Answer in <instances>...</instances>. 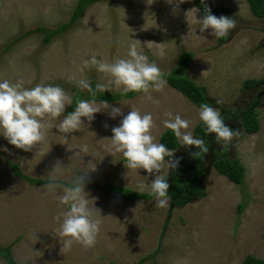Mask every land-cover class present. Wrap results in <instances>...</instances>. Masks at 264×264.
Returning <instances> with one entry per match:
<instances>
[{
  "label": "rangeland",
  "instance_id": "374dc122",
  "mask_svg": "<svg viewBox=\"0 0 264 264\" xmlns=\"http://www.w3.org/2000/svg\"><path fill=\"white\" fill-rule=\"evenodd\" d=\"M193 1L185 0L175 12V0L171 5L167 0H153L150 5L147 0L94 1L68 28L45 42V33L25 32L37 26L50 31L69 21L77 0H0V81L22 79L25 88L58 85L73 97L77 89L89 94L76 86L78 79L93 78L96 84L107 80L94 68L81 71L83 61L93 55L108 62L126 58L130 39L140 41L149 61L165 73L176 65L179 53L192 51L186 75L205 87L210 106L221 113L226 125L239 131L223 148L215 142L214 134L196 137L193 130L200 121V107L166 82L162 91L150 93L151 101L139 93L108 102L122 109L123 115L115 119L110 109H102L91 123L82 118L81 130L71 134L50 129L47 143L31 151L16 148L0 135V247L7 248L17 264H137L149 253L152 257L140 264H243L246 255L264 257V84L242 85L247 78H264V13L259 17L253 14L247 0H205L210 8L236 21L220 39L211 29L200 31L196 18L203 15ZM147 42L163 43V56H157ZM111 92L121 91L113 87ZM96 102L103 106V101ZM250 104L259 121L258 131L252 134L243 131L241 120L242 111ZM68 106L61 117L51 121L54 126L67 115ZM132 108L152 114L158 143L166 129L167 112L189 120L188 131L207 142L209 152L202 156L199 177L203 197L181 206L169 200L168 207L159 208L153 196L125 199L88 185L98 180L138 191L139 184H151L154 176L143 169L127 170L122 155L112 156L104 147L112 128L119 126ZM84 144L88 153L75 157ZM179 145L169 149L174 152L173 160L198 150ZM226 157L238 159L244 167L241 184L213 168L215 159ZM170 159L165 157L161 170L167 178L173 170L168 167ZM5 160L18 165L24 175L42 181L33 183L15 175ZM55 167L59 184L71 185L77 176L85 175V191L94 200L89 207L102 216L94 247L74 244L71 251L61 252L54 233L60 221L54 217L66 206L42 195ZM0 264L9 263L0 256Z\"/></svg>",
  "mask_w": 264,
  "mask_h": 264
},
{
  "label": "clouds",
  "instance_id": "9594fccd",
  "mask_svg": "<svg viewBox=\"0 0 264 264\" xmlns=\"http://www.w3.org/2000/svg\"><path fill=\"white\" fill-rule=\"evenodd\" d=\"M184 2L185 0H175L173 11L175 12ZM201 2L203 3V0ZM147 3L150 5L153 0H147ZM167 3L171 5L173 0H167ZM194 6H196L195 3ZM192 10L194 9L189 11ZM196 22L199 23L201 32L211 29V34L216 38L226 36L229 30L236 26V21L232 17L223 15L217 17L207 7L203 18H196ZM130 41L126 58H117L114 62H108L97 59L93 55L91 59L83 61L81 71L84 68H94L97 72L103 73L107 80L104 83H97L93 89L88 79H78L76 86L81 90H87L93 99L91 101L77 100L75 110L63 116L60 123L55 126L51 121L61 117L65 107L72 103V97L62 87L37 84L34 87L25 88V82L22 79L15 83L7 79L0 81V135H3L11 145L27 152L34 146L47 143V134L50 129L56 128L61 134H71L81 130L82 118L91 123L95 119V114L102 109H110L109 114L113 119L123 115L120 107L111 106L107 101L102 102V107L99 106L95 100L97 93L111 92L115 87L121 91L122 95L130 92L143 93L144 98L151 101L150 93L163 90L166 84L164 77L167 74L155 62L149 61L148 56L140 48V41L134 39ZM146 45L154 50L157 56H163V43L147 42ZM198 115L205 125V134H214L215 142L222 148L227 147L239 135L238 130L225 124L218 110L206 103L200 106ZM165 116L168 119L163 121L164 128L171 130L181 146H195L198 149L190 153L193 158L209 152L207 142L202 138H194L188 131L191 123L189 120L181 118L179 114L173 116L171 112L165 113ZM154 127L155 122L151 113L142 114L138 109L132 108L126 116H123L119 126L112 128V136L106 138L109 143L104 147L112 156L116 153L121 154L127 170L143 169L150 176H154L150 185L139 184L138 191L141 194L147 192L148 195L155 197L156 207L166 208L169 206L170 184L161 174V170L165 164V157H171L168 161L170 169H175L180 161L173 160L174 152L164 144L156 142L153 135ZM63 139L67 144L66 135H63ZM68 149L72 150L70 145ZM78 149L79 152L75 154V157H80L82 153L87 154L89 151L87 144ZM56 173L57 167L48 174L49 182L43 185L42 195L51 197L60 206H66L65 211L54 217L55 220L60 221L54 233L59 237L61 252L71 251L74 244H79L84 249L94 247L102 225V216L100 211L96 214L89 207L90 201L94 200L89 199L85 191V175L77 176L70 186H66L57 183Z\"/></svg>",
  "mask_w": 264,
  "mask_h": 264
},
{
  "label": "trees",
  "instance_id": "16d2710c",
  "mask_svg": "<svg viewBox=\"0 0 264 264\" xmlns=\"http://www.w3.org/2000/svg\"><path fill=\"white\" fill-rule=\"evenodd\" d=\"M94 1L99 0H77L75 9L73 10V13L70 17V20L58 25L57 27L53 28L52 30L48 31L43 26H37L34 29H28L25 34H30L33 31H40L45 33V36L43 40L45 42L49 41L52 35L56 32H60L65 30L70 26L72 21L77 18V16L82 12V10L89 4ZM197 7H199L201 14L205 15V8H210L209 5L205 0H203V3L201 0H194L193 1ZM249 7L251 8V11L256 16L263 15V2L264 0H247ZM211 9V13L213 15H216L217 17L223 15L225 17H229L228 15L215 11L214 9ZM220 39H223L221 37ZM193 53L192 51L184 50L176 58V65L171 68V70L166 73L167 75L164 77L167 84L170 87H173L174 89L178 90L182 94H184L192 103L196 104L197 106H201L202 104H208L210 106V103L206 100V93H205V87L200 86L196 84L187 74V68L192 60ZM264 78L261 77L259 79L254 78H247L243 82L244 88H252L256 85H262L264 84ZM91 85L93 89H95V79H90ZM89 93V92H88ZM139 93L130 92L127 95H122L121 92H109L105 91L104 93H97L95 100L96 101H107V102H114L124 97H132ZM92 100V95L85 94L83 95L79 89L75 91V94L72 97V103L69 105L66 109V113L69 114L75 110L77 100ZM255 103V102H254ZM257 111V110H256ZM242 124H243V131L246 133H255L259 129V121L257 118V114L255 112V107H253V104L248 105L246 109L242 111L241 116ZM205 125L199 121L195 126L193 133L196 137H203L205 134ZM160 143L164 144L168 149H174L177 148L179 145L178 140L174 136V134L171 132V130L165 129L164 132L159 137ZM202 156L193 158L190 154H185L181 157H178L180 161L179 165L170 171V178L165 177L169 184V192L168 195L170 197V202L173 205L181 206L184 205L187 202H190L191 200L195 198H201L205 195V190L202 188V185L199 182V177L202 172ZM175 159V160H176ZM5 163L8 164L13 168V172L15 175L26 178L29 182L37 183L42 180L35 179L28 177L24 175L19 169L18 165L5 160ZM213 166L217 170L218 173L225 175L229 180L233 181L234 183L241 184L243 182V173H244V167L241 165L238 159L236 158H218L213 161ZM89 186L93 187H100L103 188L106 191H112L116 194H119L123 196L125 199L130 198H136V197H142V198H150L151 196L147 193L141 194L138 191L132 190L130 188L126 187H120L116 184L109 183V182H102V181H95L92 180L88 182ZM66 186H70L69 184H66ZM238 208H242V204L239 203ZM262 238L264 240V231L262 234ZM153 253H149L147 255H144L141 257L137 264H140L146 258L152 257ZM0 256L3 257L9 264H17L13 258H11L10 254L8 253L7 248L0 247ZM115 264V263H112ZM243 264H264V257L258 258L251 254L246 255L243 259Z\"/></svg>",
  "mask_w": 264,
  "mask_h": 264
},
{
  "label": "water",
  "instance_id": "95a60500",
  "mask_svg": "<svg viewBox=\"0 0 264 264\" xmlns=\"http://www.w3.org/2000/svg\"><path fill=\"white\" fill-rule=\"evenodd\" d=\"M262 92H264V89L262 90Z\"/></svg>",
  "mask_w": 264,
  "mask_h": 264
}]
</instances>
